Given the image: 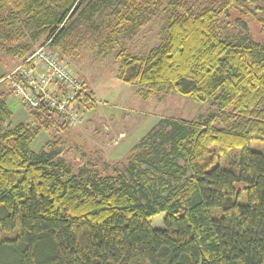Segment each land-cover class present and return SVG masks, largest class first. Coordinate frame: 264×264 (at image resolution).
<instances>
[{
  "label": "trees",
  "instance_id": "1",
  "mask_svg": "<svg viewBox=\"0 0 264 264\" xmlns=\"http://www.w3.org/2000/svg\"><path fill=\"white\" fill-rule=\"evenodd\" d=\"M262 1L114 6L120 28L110 33L129 35L157 10L165 18L160 43L146 54L120 42L116 80L145 99L161 90L216 109L161 118L109 174L74 171L59 140L33 150L42 130L70 123L46 101L28 105L33 123H13L0 88V227L19 225L0 240V264H264V152L251 146L264 141V40L229 39L220 24L234 11L241 26L252 19L264 33ZM103 2L111 0H0V52L24 58L49 41L72 55L93 37L85 32L96 28L89 21Z\"/></svg>",
  "mask_w": 264,
  "mask_h": 264
},
{
  "label": "rangeland",
  "instance_id": "2",
  "mask_svg": "<svg viewBox=\"0 0 264 264\" xmlns=\"http://www.w3.org/2000/svg\"><path fill=\"white\" fill-rule=\"evenodd\" d=\"M120 1L123 3L125 0H111L100 5V10L89 21V24L96 28L91 29L89 25L90 29L85 32L93 37H88L87 42L75 50L74 54H63L60 48H52L48 44L49 50L66 65L70 73L80 78L85 85L87 84V89L90 88L94 92L89 90L93 101L83 106L82 116L77 123L70 125V129L59 131L55 126L45 128L31 143V148L39 150L48 140H59L63 155L74 171H79L82 167H94L101 174H109L113 167L122 168L127 163V157L133 147L161 118L193 120L207 116L216 109L211 102H198L186 95L161 90H154L152 95L145 99L138 93L137 86L116 80L119 64L115 56L121 49V43L132 52L144 55L150 48L160 43L165 26L164 13L157 10L147 24L129 35L122 31L110 33L114 28H120L117 25L116 13H113L114 6ZM261 4L264 7V1ZM123 6L117 9L123 11ZM236 17L237 13L234 11L220 17L224 37L239 41L264 40V33L260 32L256 22L247 19L248 27L244 28L236 21ZM108 34L113 35L112 50H107L103 42L108 39ZM27 40L30 41L29 38ZM45 43L34 44L33 51L27 56ZM24 58L1 51L0 76L9 72L7 78ZM36 63L39 71L46 70L43 64ZM39 65L44 66V70ZM0 88L14 111L13 120L16 121V118L21 116V121L33 123L34 118L27 109L30 104L23 103L21 98L14 95L10 81L3 82ZM21 110H27L26 116L21 114ZM251 146L264 152L262 140L253 139ZM164 216L165 214H162L153 218L154 226H161ZM18 232L19 225L14 232H5L0 227V240Z\"/></svg>",
  "mask_w": 264,
  "mask_h": 264
},
{
  "label": "built area",
  "instance_id": "3",
  "mask_svg": "<svg viewBox=\"0 0 264 264\" xmlns=\"http://www.w3.org/2000/svg\"><path fill=\"white\" fill-rule=\"evenodd\" d=\"M48 44L46 42L24 58L7 77L12 92L23 103L37 107L41 101H46L49 107L73 125L82 116L85 103L93 101V96L84 82L70 73L66 65L49 50ZM36 62L43 64L46 70L39 71Z\"/></svg>",
  "mask_w": 264,
  "mask_h": 264
},
{
  "label": "crops",
  "instance_id": "4",
  "mask_svg": "<svg viewBox=\"0 0 264 264\" xmlns=\"http://www.w3.org/2000/svg\"><path fill=\"white\" fill-rule=\"evenodd\" d=\"M39 67H40L42 70H44V66L39 65ZM86 85H87V84H86ZM88 88H89V87H88ZM89 90L92 91L90 88H89ZM92 92H93V91H92ZM93 93H94V92H93ZM26 111H27V110H26ZM26 111H22V110H21V114H22V115H25ZM25 116H26V115H25ZM13 118H14V116H13L12 119H11L13 123H18V122L21 121V120H20V119H21V116H19L18 118H16V119H17L16 121H14Z\"/></svg>",
  "mask_w": 264,
  "mask_h": 264
}]
</instances>
